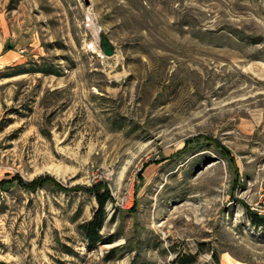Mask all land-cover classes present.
Segmentation results:
<instances>
[{"label": "rangeland", "instance_id": "374dc122", "mask_svg": "<svg viewBox=\"0 0 264 264\" xmlns=\"http://www.w3.org/2000/svg\"><path fill=\"white\" fill-rule=\"evenodd\" d=\"M262 186L264 0H0V264H264Z\"/></svg>", "mask_w": 264, "mask_h": 264}, {"label": "trees", "instance_id": "16d2710c", "mask_svg": "<svg viewBox=\"0 0 264 264\" xmlns=\"http://www.w3.org/2000/svg\"><path fill=\"white\" fill-rule=\"evenodd\" d=\"M91 191L95 194L98 208L96 209L93 218L83 222L79 227L84 233L88 246L96 247L99 243L111 241L110 239L107 240V238L101 233L105 221V207L111 198V194L109 190H102L99 187L91 188ZM249 217L254 224L264 225V216H260L255 211L249 212Z\"/></svg>", "mask_w": 264, "mask_h": 264}, {"label": "built area", "instance_id": "2783aa9c", "mask_svg": "<svg viewBox=\"0 0 264 264\" xmlns=\"http://www.w3.org/2000/svg\"><path fill=\"white\" fill-rule=\"evenodd\" d=\"M262 192L260 195L259 201L256 203V206L253 207L260 216H264V186L261 188Z\"/></svg>", "mask_w": 264, "mask_h": 264}, {"label": "water", "instance_id": "95a60500", "mask_svg": "<svg viewBox=\"0 0 264 264\" xmlns=\"http://www.w3.org/2000/svg\"><path fill=\"white\" fill-rule=\"evenodd\" d=\"M86 2H88V0H86ZM103 47H104V49H105L107 55H112V54H113V50H112V48L109 46V44H108V40H107V39H104V40H103Z\"/></svg>", "mask_w": 264, "mask_h": 264}]
</instances>
